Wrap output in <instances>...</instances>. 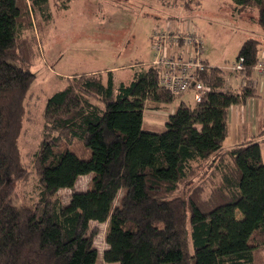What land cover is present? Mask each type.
I'll use <instances>...</instances> for the list:
<instances>
[{"label":"trees","instance_id":"16d2710c","mask_svg":"<svg viewBox=\"0 0 264 264\" xmlns=\"http://www.w3.org/2000/svg\"><path fill=\"white\" fill-rule=\"evenodd\" d=\"M46 1L0 0V264H95L91 221L106 223L105 262L257 264L253 249L264 245L260 142L223 143L229 107L255 95L243 79L257 73L264 33L238 48L243 68L230 71L239 86L226 87L225 71L209 67L208 92L193 105L180 101L162 131L142 128L147 101L168 103L181 94L159 85L157 68L136 71L117 87L111 70L105 78L75 73L44 104L29 169L18 137L34 49L21 33L31 26L28 3L41 12ZM231 3L234 11H250L264 31V0ZM74 139L88 156L71 149ZM31 172L33 196L25 190ZM82 175H89L86 188L63 203L58 190L73 188Z\"/></svg>","mask_w":264,"mask_h":264},{"label":"rangeland","instance_id":"374dc122","mask_svg":"<svg viewBox=\"0 0 264 264\" xmlns=\"http://www.w3.org/2000/svg\"><path fill=\"white\" fill-rule=\"evenodd\" d=\"M184 2V0H47L41 12L28 3L31 26L23 31L21 36L31 39L33 43L34 52L28 68L34 73V80L24 101L26 114L18 137V145L21 159L29 169L32 166V153L36 150L41 136L44 104L47 98L53 92L62 89L68 78L75 73L95 75L100 73L105 78L106 72L111 70L114 85L117 87L121 82L128 83L136 71L153 66L159 71V85L166 89L160 84V78L161 73H168L169 69L162 70V64L171 59V54L175 60L179 53L185 54L182 52L185 50L182 46L173 45L168 41L167 34L172 26L170 20H175L176 30L180 26L192 28L196 31L187 29L185 32L197 33L201 39L203 37L205 45L203 42L201 58L204 71L209 67L222 68L225 71V86L230 88L236 85V79L240 76L234 73H239L243 68L242 61L236 58L240 44L247 37L263 39L264 31L250 20V16L253 18L250 11L241 13L234 11L231 0H200L199 4L196 0H189V4ZM165 24L169 28L164 26ZM167 30L169 31L163 34V31ZM157 36L160 39H157ZM206 55L214 65L208 63ZM232 68L234 73L230 71ZM257 75L261 76L259 73ZM243 80L245 82L250 80L251 83V78ZM237 83H240V78ZM204 85L207 90L203 96L209 90L205 82ZM171 94L178 96L175 93ZM180 94L181 96L168 103L148 100L143 109L142 128L162 131L168 116L180 101L189 105L196 101L189 90ZM223 145L225 147V143ZM71 149L78 154L89 155V149L78 139L72 140ZM201 174L202 170L197 175L200 176L198 180H202L205 173L203 176ZM88 181L89 175L79 176L73 188L59 189L57 194L62 202L66 203L71 192L84 190ZM35 184L36 178L31 172L25 187L27 195H34ZM121 193L122 189L117 193L114 204ZM105 225V222H90L91 227L97 228L93 238L98 251L95 264H118L102 259L101 254L106 247ZM253 256L257 264H264V245L253 249Z\"/></svg>","mask_w":264,"mask_h":264},{"label":"built area","instance_id":"2783aa9c","mask_svg":"<svg viewBox=\"0 0 264 264\" xmlns=\"http://www.w3.org/2000/svg\"><path fill=\"white\" fill-rule=\"evenodd\" d=\"M168 31H163V34ZM167 38L169 43L182 46L185 49L182 52H185V54L179 53L176 55V60L171 54V59L166 64H162L163 66L161 65L163 67L162 70L169 69V71L165 74L161 73L160 84L175 94L189 90L192 92L194 100L199 101L203 97V93L207 90L202 80L204 67L201 58L203 48L201 37L190 31L180 32L170 30ZM157 39H160V37L157 36ZM240 60L242 61V58ZM235 68L239 69L236 66ZM254 68L257 73L264 76V55H261Z\"/></svg>","mask_w":264,"mask_h":264},{"label":"crops","instance_id":"0c3cea01","mask_svg":"<svg viewBox=\"0 0 264 264\" xmlns=\"http://www.w3.org/2000/svg\"><path fill=\"white\" fill-rule=\"evenodd\" d=\"M174 21L175 20H170L172 23L171 30L187 31V29H192L182 28L179 25L180 27L176 30L175 28L177 27V24ZM166 25L167 24L164 26ZM205 59L208 63L214 65V63L211 62L210 57L208 58L207 55L205 56ZM227 67L229 68V66ZM236 77L237 76H235V78ZM239 78L236 79V86H239L241 83H237ZM251 84L254 87L255 95L247 97L245 101L239 104L231 105L228 109L227 136L224 143L226 147H230L234 144L255 138L260 142L261 156L264 162V76H258L257 73L253 71L251 74Z\"/></svg>","mask_w":264,"mask_h":264}]
</instances>
